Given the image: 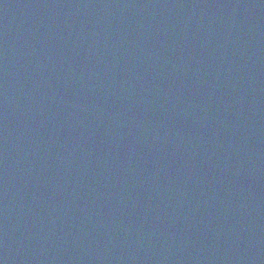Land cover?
I'll use <instances>...</instances> for the list:
<instances>
[{
    "label": "water",
    "instance_id": "95a60500",
    "mask_svg": "<svg viewBox=\"0 0 264 264\" xmlns=\"http://www.w3.org/2000/svg\"><path fill=\"white\" fill-rule=\"evenodd\" d=\"M0 264H264V0H0Z\"/></svg>",
    "mask_w": 264,
    "mask_h": 264
}]
</instances>
